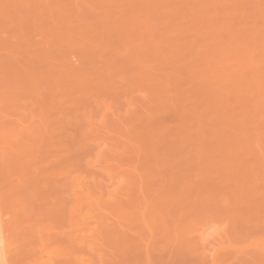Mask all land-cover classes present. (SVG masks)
Listing matches in <instances>:
<instances>
[{
  "label": "rangeland",
  "instance_id": "obj_1",
  "mask_svg": "<svg viewBox=\"0 0 264 264\" xmlns=\"http://www.w3.org/2000/svg\"><path fill=\"white\" fill-rule=\"evenodd\" d=\"M0 242L264 264V0H0Z\"/></svg>",
  "mask_w": 264,
  "mask_h": 264
},
{
  "label": "bare ground",
  "instance_id": "obj_2",
  "mask_svg": "<svg viewBox=\"0 0 264 264\" xmlns=\"http://www.w3.org/2000/svg\"><path fill=\"white\" fill-rule=\"evenodd\" d=\"M4 243V242H3ZM5 246V245H4ZM3 249V245L2 243L0 242V251ZM5 249V248H4ZM1 256V254H0ZM0 264H4V261L0 258Z\"/></svg>",
  "mask_w": 264,
  "mask_h": 264
}]
</instances>
